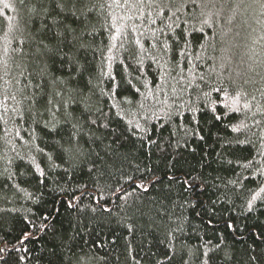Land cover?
I'll list each match as a JSON object with an SVG mask.
<instances>
[{
	"label": "trees",
	"instance_id": "1",
	"mask_svg": "<svg viewBox=\"0 0 264 264\" xmlns=\"http://www.w3.org/2000/svg\"><path fill=\"white\" fill-rule=\"evenodd\" d=\"M0 264H264V0H0Z\"/></svg>",
	"mask_w": 264,
	"mask_h": 264
},
{
	"label": "snow or ice",
	"instance_id": "2",
	"mask_svg": "<svg viewBox=\"0 0 264 264\" xmlns=\"http://www.w3.org/2000/svg\"><path fill=\"white\" fill-rule=\"evenodd\" d=\"M5 7H8V5H7V4H5Z\"/></svg>",
	"mask_w": 264,
	"mask_h": 264
}]
</instances>
